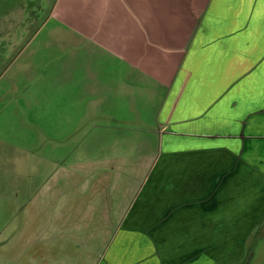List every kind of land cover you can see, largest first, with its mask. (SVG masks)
Listing matches in <instances>:
<instances>
[{
	"label": "crops",
	"instance_id": "obj_1",
	"mask_svg": "<svg viewBox=\"0 0 264 264\" xmlns=\"http://www.w3.org/2000/svg\"><path fill=\"white\" fill-rule=\"evenodd\" d=\"M60 1L39 47L82 63L87 105L58 142L66 167L39 191L35 247L17 258L248 259L264 233V0H68L56 14ZM86 120L101 132L77 140Z\"/></svg>",
	"mask_w": 264,
	"mask_h": 264
},
{
	"label": "rangeland",
	"instance_id": "obj_2",
	"mask_svg": "<svg viewBox=\"0 0 264 264\" xmlns=\"http://www.w3.org/2000/svg\"><path fill=\"white\" fill-rule=\"evenodd\" d=\"M57 2L0 0V264H22L20 252L35 247L43 214L36 210L39 191L55 171L66 167L67 150L57 151L58 142L76 129L77 113L87 105L82 63L69 61L63 67L65 58L58 65L57 52L39 47L53 25L48 16ZM57 8L56 14L68 11V0H61ZM82 123L83 136L77 130V140L86 138L84 132L97 124ZM100 132L98 125L96 133ZM108 132L114 136L119 130L102 133ZM118 149L98 148L95 155ZM50 201L44 196V202ZM253 234L255 242H250ZM251 236L250 257L237 264H264V233L254 231Z\"/></svg>",
	"mask_w": 264,
	"mask_h": 264
}]
</instances>
